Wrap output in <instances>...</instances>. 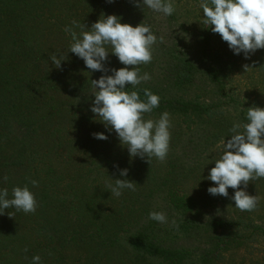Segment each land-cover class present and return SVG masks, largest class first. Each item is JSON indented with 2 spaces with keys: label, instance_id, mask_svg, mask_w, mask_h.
Segmentation results:
<instances>
[{
  "label": "trees",
  "instance_id": "1",
  "mask_svg": "<svg viewBox=\"0 0 264 264\" xmlns=\"http://www.w3.org/2000/svg\"><path fill=\"white\" fill-rule=\"evenodd\" d=\"M149 13L131 0H0V189L6 188L11 198L14 186L28 185L38 204L34 213L9 208L0 215V264H32L33 255L41 257L40 264H228L225 248L230 243L240 240L251 255L255 239L264 241V227L251 224L253 211L236 207L232 214L215 216L208 229L220 233L196 248L166 244L161 235L176 228L148 218L150 211L165 213L160 199L166 195L173 198L167 217L179 227L192 225L177 213L194 212L204 203L174 199L182 188L179 181L187 176L177 171L184 164L182 132L191 129L197 117L214 123L224 112L222 102L184 100L179 90L164 94L154 84L155 74L136 89L129 86L127 90H137L141 99L145 88L160 97L159 107L145 114L146 119L170 114L168 154L150 162L130 157L115 131L106 129L90 111L91 80L102 73L87 69L74 54L67 55L72 36L66 26L76 20L90 27L101 14L120 16L121 23L148 24L143 19ZM175 14H162L159 26L148 24L162 55L174 62L172 88L197 79L189 54L176 43H167L178 25ZM202 27L199 41L204 39L202 48L214 56L207 77L222 91L233 88L229 72L233 64L225 67L212 54L223 40L218 35L212 42L210 28ZM157 51L153 46L152 55ZM54 54L66 59L61 68L52 64ZM153 56L139 66L140 74L155 61ZM123 66L108 54L105 67ZM96 132L108 138L95 139ZM124 168L128 174L120 177ZM117 178L134 181L136 190L124 189L118 197L110 194L109 185ZM32 180L38 185L33 187Z\"/></svg>",
  "mask_w": 264,
  "mask_h": 264
},
{
  "label": "clouds",
  "instance_id": "2",
  "mask_svg": "<svg viewBox=\"0 0 264 264\" xmlns=\"http://www.w3.org/2000/svg\"><path fill=\"white\" fill-rule=\"evenodd\" d=\"M131 2L142 10L147 8L165 16L175 12L174 0ZM199 8L200 17L203 13L201 23L219 34L234 55L242 54L248 59L257 50L264 49V0H200ZM121 19L115 14H101L90 27L73 20L71 26L65 28L72 36L67 55L69 52L74 54L83 60L87 69L102 73L98 79L91 80L94 99L90 111L106 129L115 131L129 156L146 157L148 162L153 157L164 160L169 151L170 114L165 111L158 119H146L145 114L159 107L160 97L147 88L143 89L145 99L140 98L137 90H127L129 86L136 89L143 81L151 79L147 72L140 74L139 66L151 62L153 45L158 38L148 25L141 22L133 26L121 23ZM109 53L124 66L118 69L105 67ZM50 59L56 68H61L62 61L66 60L63 56L57 58L55 54ZM244 67L245 70L248 68L247 65ZM245 119L246 123H234L229 129L230 138L227 141L223 139L218 156L212 157L206 164L214 162L204 179L214 182L207 188L210 195L227 197L228 189L232 188L235 190L231 196L234 207L252 211L259 197L250 195L246 189L250 180L264 178V108H247ZM92 135L99 140L108 138L103 132ZM127 174V168L119 170L120 177ZM114 180L115 183L109 185L110 194L118 197L124 189L136 190L134 181L126 178ZM31 184L35 187L38 181L32 180ZM37 207L35 195L28 185L14 186L11 198L6 188L0 189V215L9 208L34 213ZM148 218L177 229L179 227L174 219L169 221L162 211H150ZM31 261L32 264H40L41 257L33 255Z\"/></svg>",
  "mask_w": 264,
  "mask_h": 264
},
{
  "label": "rangeland",
  "instance_id": "3",
  "mask_svg": "<svg viewBox=\"0 0 264 264\" xmlns=\"http://www.w3.org/2000/svg\"><path fill=\"white\" fill-rule=\"evenodd\" d=\"M199 2L200 0H174L178 25L174 27L175 32L167 40V43L174 42L189 54L194 65L193 72L197 75L196 81L172 88L169 79L171 78V72L175 70L174 62L171 57L162 55V52H160L161 46L157 43L155 45L158 51L153 54L154 56L152 55L155 61L149 65L147 70L143 71V73L155 74L156 80L154 84L164 94L169 95L172 91L179 90L178 95H182L180 98L184 100H195L202 103L209 102L210 104L212 102L218 104L222 102L220 108L224 112L214 123L197 117L192 128L189 130L184 129L182 132L185 145L180 153L183 156L184 164L177 167V171L187 174V176L184 179H179L182 188L174 199L204 204L200 205L199 209L195 208L194 212L177 213L184 221H189L192 225L187 226L186 224L174 229V231L167 229L168 231L161 235L166 244L173 246L185 244L195 248L207 245L203 239H207V237L213 239L215 235L220 233V229H208V224L211 223L212 227V222L217 218L215 216H222L227 213L232 214L234 209H236L229 200L230 194L235 191L234 189H228L229 195L227 197L221 195L212 196L207 192V188L213 186L214 182L204 179V177H207L209 169L214 166V162L206 164L209 163L212 157L218 156L222 148L223 139L225 138L227 141L230 138L228 137L230 135L229 129L233 124L247 122L245 119L247 108L251 106L264 108V49L257 50L248 59H245L242 54L240 56L234 55L228 48L227 42H220L221 46H218L220 49H214L213 51L216 52L213 53L212 51V54L217 55L219 61L225 67L228 64H233L232 71H229L231 74L230 84L233 85V88L228 87L222 91L215 87L207 77V74L212 69L210 65H212L211 61L214 56L210 55L208 49L202 48L201 42L204 39L199 41V36L202 35V31L199 32V30L203 29L202 26H204L201 23L203 13L201 12L200 17ZM163 17L162 13L151 12L150 10L147 18L142 19L146 20L149 25L159 26ZM144 24L147 23L144 21ZM164 26L161 25L160 27L165 30ZM208 33L212 42L219 35L211 30ZM173 36L176 37L173 39ZM245 65L248 66L246 70ZM149 71L153 72L150 73ZM196 148H198V151L195 150ZM206 157H209V159L205 160ZM246 191L250 195L259 197L255 209L252 210L254 215L252 219L254 221L251 224H259L264 227V178L250 180ZM208 198H211L209 200L211 202L208 201ZM172 199L166 195L161 197L160 203L165 213L167 210L173 209ZM168 214L173 215V213L169 212ZM168 219L171 221L170 217ZM255 240L252 243L255 254L251 255L246 254L244 245L240 240L227 245L225 251L229 256L228 264H264V241L263 239Z\"/></svg>",
  "mask_w": 264,
  "mask_h": 264
}]
</instances>
